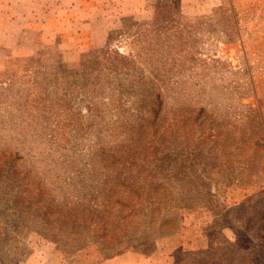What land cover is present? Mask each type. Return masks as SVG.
Returning a JSON list of instances; mask_svg holds the SVG:
<instances>
[{"label":"rangeland","instance_id":"1","mask_svg":"<svg viewBox=\"0 0 264 264\" xmlns=\"http://www.w3.org/2000/svg\"><path fill=\"white\" fill-rule=\"evenodd\" d=\"M119 3L0 52V264H264V0ZM124 182L174 227L97 238Z\"/></svg>","mask_w":264,"mask_h":264},{"label":"crops","instance_id":"2","mask_svg":"<svg viewBox=\"0 0 264 264\" xmlns=\"http://www.w3.org/2000/svg\"><path fill=\"white\" fill-rule=\"evenodd\" d=\"M123 1L143 0H0V52L33 54L48 30L62 31V26L74 23L91 24L104 15L103 9ZM175 248L166 246L165 242L158 245L156 254L137 255L127 251L98 264H174L165 252Z\"/></svg>","mask_w":264,"mask_h":264},{"label":"trees","instance_id":"3","mask_svg":"<svg viewBox=\"0 0 264 264\" xmlns=\"http://www.w3.org/2000/svg\"><path fill=\"white\" fill-rule=\"evenodd\" d=\"M166 170L168 174L172 173V170L170 167H167ZM180 168H173V174L172 175H178ZM153 184V183H151ZM121 185L126 186L127 190L120 189V193L127 192L128 196H117V198L114 200L117 207V212H114L113 214L109 213L107 209H103L101 212H99V216L95 217L94 221V227L96 230H98V233L95 235L97 238L100 236L103 237V235L108 236L110 235V240H123L125 236L130 234V227L127 228L128 224L130 223L131 226H135V224L140 227L144 228L146 230H154L159 231L161 228L167 229L174 227L175 220L171 219L168 215H159L154 216L152 214V208L156 207L157 205H160L162 203L170 201L172 203V206L175 207V200L176 197L174 195L166 194L164 195H155L153 192L157 188L160 187V185L154 186L153 185H145V184H134L129 182L121 183ZM148 187V189H146ZM164 189V188H163ZM157 194V193H156ZM163 194V193H162ZM104 203L100 204V207L103 206ZM121 209V210H120ZM151 209L149 216H153L152 219H146L143 223H141V214L142 212H147ZM154 211V210H153ZM93 219V218H92ZM134 219V224H133ZM136 219V220H135ZM121 224L122 221H125ZM112 223H115V225L112 226ZM127 225V226H126ZM139 230V229H138ZM102 234V235H100ZM126 234V235H125ZM149 237V236H148ZM147 239V238H146ZM143 243L145 244V240H143ZM144 252V251H143Z\"/></svg>","mask_w":264,"mask_h":264}]
</instances>
